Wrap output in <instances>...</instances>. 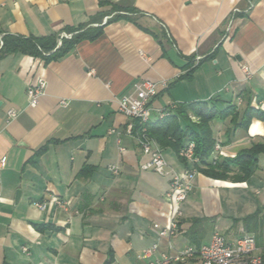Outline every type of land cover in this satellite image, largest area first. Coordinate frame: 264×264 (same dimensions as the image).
<instances>
[{
	"label": "crops",
	"instance_id": "1",
	"mask_svg": "<svg viewBox=\"0 0 264 264\" xmlns=\"http://www.w3.org/2000/svg\"><path fill=\"white\" fill-rule=\"evenodd\" d=\"M113 5L132 11L58 58H0V264H148L162 254L168 264H201L173 257L220 230L223 192L252 179L264 186V153L243 182L199 172L176 233L159 240L173 212L170 176L142 168L149 155L119 110L136 82L151 80L159 84L152 123L160 110L197 101L234 105L241 119L248 108L260 112L247 128L231 117L212 122L218 160L264 143V0H0V31L69 33L115 15ZM39 79L46 93L31 106L27 88ZM9 109L18 111L10 123ZM162 148L183 171L176 151Z\"/></svg>",
	"mask_w": 264,
	"mask_h": 264
},
{
	"label": "trees",
	"instance_id": "2",
	"mask_svg": "<svg viewBox=\"0 0 264 264\" xmlns=\"http://www.w3.org/2000/svg\"><path fill=\"white\" fill-rule=\"evenodd\" d=\"M111 11L117 13L109 17L105 23H103V18L111 13H102L96 20L98 23L96 26L81 24L76 28H69L67 32L72 33V36L62 38L61 44H59L60 35L57 34L37 37L2 34L0 31V41H2L0 58L10 53L29 54L42 57L46 61L58 58L83 40H95L102 34L105 24L126 17L125 12L132 10L113 5ZM188 77H190V72L180 76V78ZM256 114L260 116V112L248 108L241 119L240 112L234 105L219 108L204 101L184 103L173 109L168 116L157 122H151L149 133L161 147H172L178 156L181 147L189 141H194L196 144L195 155L199 158L195 167L199 172L216 179L243 182L253 175L258 156L264 153V143H255L250 148L242 149L235 156L211 161L210 158L217 142L212 122L224 121L231 117L234 128H247L251 118ZM244 228L250 230L248 224Z\"/></svg>",
	"mask_w": 264,
	"mask_h": 264
},
{
	"label": "built area",
	"instance_id": "3",
	"mask_svg": "<svg viewBox=\"0 0 264 264\" xmlns=\"http://www.w3.org/2000/svg\"><path fill=\"white\" fill-rule=\"evenodd\" d=\"M109 17H105V22ZM72 33H62L59 36V44L62 38H70ZM2 45V41H0ZM200 59V57L198 58ZM167 86L166 81L161 82ZM158 82L151 80H140L135 83L134 91L123 95L119 99V110L126 115L130 121L128 131L135 135L144 154L149 155V159L142 165L143 169H152L163 176H170V188L166 192L167 200L173 206V212L169 225L163 228L159 234V240L162 237L171 238L177 231L179 221L183 216L182 205L188 198L194 187V181L199 173L195 164L199 158L195 155L196 144L194 141L187 142L179 151L180 158L183 159L186 167L183 171L173 168L164 154L163 148L149 133V124L151 123V101L158 94ZM47 83L44 79H39L37 83L29 85L27 88V97L31 106H36L41 97L46 93ZM62 105H67L66 100H61ZM170 109L160 110L159 119L168 116ZM18 117V111L9 109L7 111V122L15 120ZM221 150V143L216 142L211 161L218 158ZM188 164V165H187ZM3 161H0V168ZM114 172H118L117 166H112ZM260 194V190H257ZM59 205L65 206L62 201L56 199ZM38 208L44 209L45 203H38ZM158 243H155L152 250H156ZM27 250V248H24ZM197 255L201 264H264V251L258 247L256 238L249 232H242L238 237L229 239L220 230H216L210 241L201 246H188L180 250L173 258L180 260L184 256ZM172 256L162 254L158 262H149L148 264H168Z\"/></svg>",
	"mask_w": 264,
	"mask_h": 264
},
{
	"label": "rangeland",
	"instance_id": "4",
	"mask_svg": "<svg viewBox=\"0 0 264 264\" xmlns=\"http://www.w3.org/2000/svg\"><path fill=\"white\" fill-rule=\"evenodd\" d=\"M257 189L260 194L256 193ZM223 201L226 216L220 231L229 239L247 231L255 236L258 247L264 251V186L249 180L245 186L231 187L223 192ZM246 224L250 230H245Z\"/></svg>",
	"mask_w": 264,
	"mask_h": 264
},
{
	"label": "water",
	"instance_id": "5",
	"mask_svg": "<svg viewBox=\"0 0 264 264\" xmlns=\"http://www.w3.org/2000/svg\"><path fill=\"white\" fill-rule=\"evenodd\" d=\"M20 195H21V190H18V192H17V199H19Z\"/></svg>",
	"mask_w": 264,
	"mask_h": 264
}]
</instances>
